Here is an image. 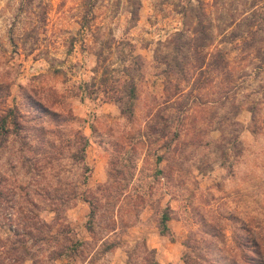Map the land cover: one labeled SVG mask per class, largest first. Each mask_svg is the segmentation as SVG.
Returning <instances> with one entry per match:
<instances>
[{
	"label": "rangeland",
	"instance_id": "obj_1",
	"mask_svg": "<svg viewBox=\"0 0 264 264\" xmlns=\"http://www.w3.org/2000/svg\"><path fill=\"white\" fill-rule=\"evenodd\" d=\"M134 1L0 0V264L264 263V0L205 1L202 76L190 1Z\"/></svg>",
	"mask_w": 264,
	"mask_h": 264
},
{
	"label": "trees",
	"instance_id": "obj_2",
	"mask_svg": "<svg viewBox=\"0 0 264 264\" xmlns=\"http://www.w3.org/2000/svg\"><path fill=\"white\" fill-rule=\"evenodd\" d=\"M140 0H135L133 4V7H131V11L129 12L131 16V21H137L139 18V11L141 8ZM190 3L183 7V11L180 13L184 20L189 17L192 20V29L190 30V35L187 37L186 31H180L175 34V36L168 41L166 44L167 49L173 50V55L170 58L171 54H168V56L164 57L165 67L167 69H173L176 70L177 73L181 72L184 66H188L190 68H193L196 70V72L200 73L199 75H204L203 69L205 67H209L210 69H216L221 70L222 72H225L227 69V60L225 55L219 51L214 56H210L208 54L210 48L213 46L214 42V33H213V25L212 22L208 18V14L205 10V6L207 4L205 3L206 0H189ZM195 3V4H193ZM253 23L250 25V30L253 29ZM258 28V27H257ZM186 40V41H185ZM110 47V46H109ZM108 47V48H109ZM188 50L192 57H189L186 59L185 56L180 55L183 50ZM102 52L97 54L98 61H100V57L102 56ZM131 59V62L134 64H137L139 62V57H136L134 55H131L129 57ZM264 59V56H263ZM187 60V63H186ZM126 62V61H124ZM126 65H121V68L124 70H119L116 73H120L119 78L116 79L115 83L116 85L120 84L122 81H125L128 83L132 90V96L134 97V91L136 90L135 87V79L131 76L129 73V68L125 67ZM176 68V69H175ZM175 71V72H176ZM111 72V71H110ZM114 72V71H113ZM171 74L169 71L168 77L170 78ZM182 79H186L185 75L182 74ZM198 79V78H197ZM106 84V81L103 80V84ZM108 83V82H107ZM111 92H119L118 89L115 87L112 88ZM117 102L123 104V101L116 100ZM125 108L123 107L122 112L126 113L131 111V107H133V100L129 99L126 100ZM168 222L167 217H165L163 222V234L167 233L169 231L166 223ZM264 264V263H263Z\"/></svg>",
	"mask_w": 264,
	"mask_h": 264
}]
</instances>
